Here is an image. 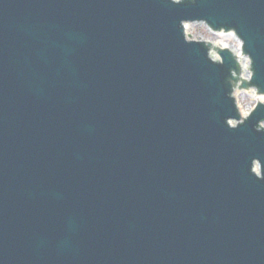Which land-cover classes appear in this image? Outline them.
<instances>
[{
	"label": "water",
	"instance_id": "1",
	"mask_svg": "<svg viewBox=\"0 0 264 264\" xmlns=\"http://www.w3.org/2000/svg\"><path fill=\"white\" fill-rule=\"evenodd\" d=\"M239 91L264 96V0H0V264H264Z\"/></svg>",
	"mask_w": 264,
	"mask_h": 264
},
{
	"label": "rangeland",
	"instance_id": "2",
	"mask_svg": "<svg viewBox=\"0 0 264 264\" xmlns=\"http://www.w3.org/2000/svg\"><path fill=\"white\" fill-rule=\"evenodd\" d=\"M188 33L192 39L199 41L213 42L216 41L221 44H227L229 48L234 51L238 48L237 43L234 41L233 36L229 34H215L210 30L205 29L204 24H190L188 25ZM240 97V108L244 111H250L255 105V100L258 101V98L252 95L251 93H245L239 91Z\"/></svg>",
	"mask_w": 264,
	"mask_h": 264
},
{
	"label": "bare ground",
	"instance_id": "3",
	"mask_svg": "<svg viewBox=\"0 0 264 264\" xmlns=\"http://www.w3.org/2000/svg\"><path fill=\"white\" fill-rule=\"evenodd\" d=\"M186 29L188 30V25H186ZM213 42H216V41H213ZM216 43H218V42H216ZM225 47H229V46L226 43L225 44H221V48H225ZM233 52L236 53L238 55V57L241 56V53H239V49L238 48L236 50H234ZM251 94L254 95L255 97H257L258 101H261V100L264 101V96H260L259 97L258 94H255V93H251ZM244 112H246V111H244Z\"/></svg>",
	"mask_w": 264,
	"mask_h": 264
}]
</instances>
